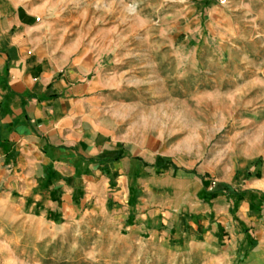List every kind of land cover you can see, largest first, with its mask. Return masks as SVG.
<instances>
[{
  "label": "crops",
  "instance_id": "0c3cea01",
  "mask_svg": "<svg viewBox=\"0 0 264 264\" xmlns=\"http://www.w3.org/2000/svg\"><path fill=\"white\" fill-rule=\"evenodd\" d=\"M208 1L0 0V198L60 219L103 213L138 237L253 225L240 207L232 220L225 201L243 190L179 169L155 142L112 127V94L144 69L145 44L175 59L194 6ZM141 12L162 15L146 23ZM257 199L247 209L264 206Z\"/></svg>",
  "mask_w": 264,
  "mask_h": 264
},
{
  "label": "rangeland",
  "instance_id": "374dc122",
  "mask_svg": "<svg viewBox=\"0 0 264 264\" xmlns=\"http://www.w3.org/2000/svg\"><path fill=\"white\" fill-rule=\"evenodd\" d=\"M208 3L194 6L195 29L175 59L169 48L145 44L144 69L129 71L112 94V127L155 142L179 169L243 190L225 201L232 220L240 207L254 214L253 225L138 237L103 213L60 219L0 198V264H264V206L247 209L264 198V0ZM156 15L139 17L149 23Z\"/></svg>",
  "mask_w": 264,
  "mask_h": 264
},
{
  "label": "built area",
  "instance_id": "2783aa9c",
  "mask_svg": "<svg viewBox=\"0 0 264 264\" xmlns=\"http://www.w3.org/2000/svg\"><path fill=\"white\" fill-rule=\"evenodd\" d=\"M218 2H219L221 5H224L225 3L228 2V0H218Z\"/></svg>",
  "mask_w": 264,
  "mask_h": 264
}]
</instances>
